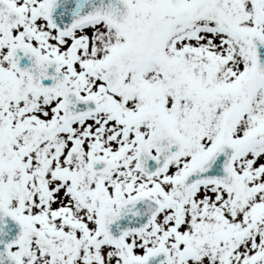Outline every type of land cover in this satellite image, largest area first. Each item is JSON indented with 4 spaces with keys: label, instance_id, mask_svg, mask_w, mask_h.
<instances>
[{
    "label": "snow or ice",
    "instance_id": "6c2138e0",
    "mask_svg": "<svg viewBox=\"0 0 264 264\" xmlns=\"http://www.w3.org/2000/svg\"><path fill=\"white\" fill-rule=\"evenodd\" d=\"M0 264H264V0H0Z\"/></svg>",
    "mask_w": 264,
    "mask_h": 264
}]
</instances>
